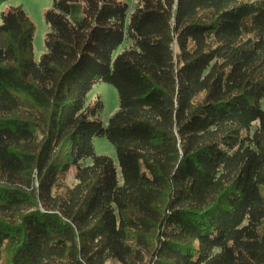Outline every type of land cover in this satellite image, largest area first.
<instances>
[{
	"label": "trees",
	"instance_id": "1",
	"mask_svg": "<svg viewBox=\"0 0 264 264\" xmlns=\"http://www.w3.org/2000/svg\"><path fill=\"white\" fill-rule=\"evenodd\" d=\"M7 1L0 264H264V0Z\"/></svg>",
	"mask_w": 264,
	"mask_h": 264
},
{
	"label": "rangeland",
	"instance_id": "2",
	"mask_svg": "<svg viewBox=\"0 0 264 264\" xmlns=\"http://www.w3.org/2000/svg\"><path fill=\"white\" fill-rule=\"evenodd\" d=\"M127 4V16L134 9L137 0H120ZM53 0H8L2 7L21 5L27 16L34 24V35L32 40L33 58L39 60L42 53L45 52V34L48 26L44 19V11L51 7ZM123 42L119 49L126 45ZM96 97L102 101V111L100 119L104 126L107 124L109 117L117 110V93L116 89L108 82L99 80L90 89L86 97V103L91 102ZM93 147L96 154L107 155L112 158L117 166L115 151L111 143L105 136H95L93 138ZM118 169V168H117ZM119 174V173H118ZM69 183L72 182V175L67 177Z\"/></svg>",
	"mask_w": 264,
	"mask_h": 264
}]
</instances>
